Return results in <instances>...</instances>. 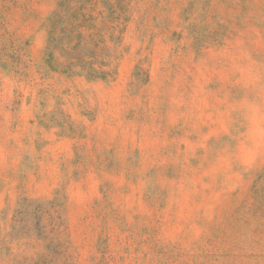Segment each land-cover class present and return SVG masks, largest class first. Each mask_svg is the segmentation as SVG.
<instances>
[{"label":"rangeland","instance_id":"obj_1","mask_svg":"<svg viewBox=\"0 0 264 264\" xmlns=\"http://www.w3.org/2000/svg\"><path fill=\"white\" fill-rule=\"evenodd\" d=\"M0 264H264V0H0Z\"/></svg>","mask_w":264,"mask_h":264}]
</instances>
